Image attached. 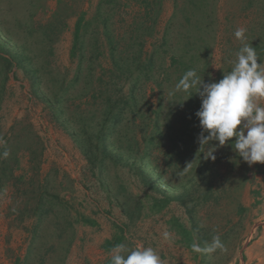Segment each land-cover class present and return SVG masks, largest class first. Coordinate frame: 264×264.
Here are the masks:
<instances>
[{"label":"rangeland","instance_id":"obj_1","mask_svg":"<svg viewBox=\"0 0 264 264\" xmlns=\"http://www.w3.org/2000/svg\"><path fill=\"white\" fill-rule=\"evenodd\" d=\"M99 2L0 0V35L31 56L34 66L43 65L45 78L37 87L47 91L55 88L51 81L57 77L69 81L76 76L81 58L79 53L72 54L74 28L83 18L86 49L81 75L93 79L91 94L104 87L121 88L124 94L128 84L117 86V79L115 85L111 83L113 70L101 21L109 16L108 32L118 43L117 56L134 59L142 51L140 58L146 60L154 53V79L141 82L137 96L146 104L143 112L151 116L159 104L162 106L160 120H166L168 133L177 138L173 142L166 139V150L174 152L176 142L185 157L194 142L193 134L200 135L199 121H190L186 107L189 94L177 87L184 69L171 66L170 58L180 54L174 48L188 39L194 42L196 63L188 55L183 62L193 65L205 83L218 82L216 76L229 72L230 61L241 47L234 32L245 28L249 44L264 34V0H204L205 12H191L185 0H161L156 24L146 21L143 29H136L142 22V10L132 0H116V7H104L101 17L96 18ZM202 16L206 21L199 24ZM97 52L100 55L93 59ZM4 77L1 72V143L6 140L10 167L15 169L0 191V264H105L114 248L107 246L116 242L130 249L152 247L164 264H264V164L245 163L237 169L232 166L235 151L231 161L225 155L210 178L217 199L199 203L193 196L188 202L193 206L192 220L184 206L176 201L163 202L162 196L145 186L129 167L112 163L103 171L91 167L69 135L73 127H63L51 117L46 104L33 93L24 70L13 63ZM81 86L76 84L74 92ZM93 103L92 99L87 103L75 100L66 105L68 113L74 115L78 108L81 112L93 109ZM223 150V146L216 147L213 155L222 156ZM161 151L159 147L154 154ZM203 153L207 155L206 150ZM15 157L17 165L13 164ZM191 162L190 158L189 163H176L175 158L164 171L166 181L182 185V189L183 184L193 183ZM39 197L53 208L33 233ZM165 231L168 240L163 236ZM186 232L193 243L203 239L201 247L219 235L227 251L194 253Z\"/></svg>","mask_w":264,"mask_h":264},{"label":"trees","instance_id":"obj_2","mask_svg":"<svg viewBox=\"0 0 264 264\" xmlns=\"http://www.w3.org/2000/svg\"><path fill=\"white\" fill-rule=\"evenodd\" d=\"M132 1L135 4H138L140 6L139 8L142 10V17L139 19V21L142 22H139L140 25L136 26V29H143L146 21H150L155 25L160 10L161 0ZM185 1L187 2V5L191 7V12H205L202 7L204 0ZM116 4V0H100L96 18L101 17L104 7L111 6V8H114L116 7ZM203 17L205 16H202L201 19ZM186 19L188 20L187 17ZM108 20L109 16L102 18L101 21L104 26V35L108 45V56L113 70L110 71L111 76H113L111 83L112 85H115L117 79V86L128 84L129 87L127 93L123 94L121 88H119V90H114L113 88L109 89L108 87H104V90H100L96 94H91L89 87L94 83L93 79H91L89 75H81L82 60L85 59L84 53L86 49L82 35L83 18L77 20L74 28L72 54L76 55L79 53L81 61L77 64V72L75 73L76 76L73 80L66 81L65 78L59 76L55 81H51V83L56 84L55 88L47 91L38 89L37 85H39L41 81L43 82L45 78L43 65L34 66L35 64L31 56L25 55L24 51L20 50L19 47L11 44L8 37H3L1 35L0 73L2 72V74H5L4 79H6L8 72L12 69L13 63H16L24 70L26 77L31 80V86L34 91L33 93L46 104L51 117L63 127H67V125L73 127L72 130H69V135L91 167L100 168V171L106 169L107 165L110 163L129 167L130 170L134 171L141 177V180L145 182V186L149 189L155 190L157 194L162 196L163 202H178L186 208V214H188V216L190 215L189 217L193 220V206L192 208L191 206L189 207L188 202L191 203L193 196L195 198L197 197L199 203H208L217 199L213 196L214 187L210 178L213 175L214 169L217 168V165H219L221 159L224 158L225 155H227L231 161L230 156L234 150L231 147V143H226L223 146L224 153L222 156L214 155V160L206 158L203 152L207 148L216 145L217 142L213 141L212 144L209 142L208 145L200 147L198 143L199 135L196 134H193L194 142L191 143L189 153L186 154L185 157L183 156V151L179 149L180 144L176 142L173 144L174 152L166 150V139L169 140V142H173L175 139L177 140V138L171 137L168 133L170 126L166 124V120L164 121L165 123L160 120L162 106L159 104L152 113L153 116H151L150 114L143 112V108H146V104H144L141 97L138 98L137 96V94H140V83L154 79V70L156 69L154 53L147 55L146 60L140 58L143 54L142 51H139L134 56V59H124L121 56H117L118 43L115 42L112 35L108 32ZM202 21L206 20L202 19L198 23L200 24ZM197 28L200 29L201 27L197 26ZM151 31L152 28H149L148 33ZM167 33L168 30H166L165 35H167ZM189 40L190 39L183 42L180 47L174 48V51L180 54L173 55L170 58L172 67L177 65L178 67L176 68L179 69L180 67L184 69L182 74L194 67L193 65H191L192 67L190 65H185L183 62L184 57L188 55L189 59L194 61L198 56L197 54H193L195 48L193 45L194 42H190ZM251 44H253L252 47L257 51L259 57L258 63H260L264 55V34L260 33L258 38L251 42ZM167 45L168 40H166V46ZM204 47H207V45ZM48 50L50 51V49ZM99 55L100 53L97 52L92 58L95 59ZM216 78L218 79L216 80L219 81L220 78H223V74L220 76L218 74ZM98 81L102 83V78L100 77ZM78 83L82 84V86L74 92L76 84ZM75 93L77 94L74 98L73 94ZM191 93L193 95L190 98L188 97L186 107L190 116V121L196 124L199 120L195 113L200 108V98L195 92ZM83 99L86 100V103L89 99H92L94 102V108L91 110L85 108L82 109V112L81 108H78L79 111L74 115H71L70 112L68 113V105H66V103L70 101V103L73 104L75 100L84 102L85 100ZM181 122L183 121L181 120ZM162 123H164L163 126H161ZM185 124L187 123L183 122V125ZM130 125H132L133 128H131ZM197 127L200 134L201 128L199 123H197ZM135 129L139 132L135 131ZM181 131H184L186 135L189 134L186 130ZM204 135H207V133H204ZM2 139L3 137L1 138L0 131V191L9 183V180L11 179L10 177L15 169L14 167H10L11 157L9 155L4 156V153L7 152L8 149L6 146V140L2 144ZM159 147L162 149L160 155L154 154V150H158ZM175 158L176 163L181 160H186L189 163L190 158L192 160L189 169L190 172L193 173L195 179L191 184H183L185 187L183 189L182 185H170L164 177L165 169L167 167L170 168ZM233 160V167L237 169L245 167L246 162L238 157L236 153L234 154ZM13 161V164L17 165L16 157ZM191 181L192 180H189L187 182ZM225 182L229 183L228 178H225ZM187 185L188 187H186ZM223 190L225 191V189ZM40 197L37 199L35 206L36 225L33 228V233L37 232V229L50 212V209L53 208V205L44 204ZM240 210L242 209L240 208ZM191 229H194V227ZM185 235L188 238L187 243L192 245L193 239L190 237L189 233L186 232ZM193 235L196 234L193 233ZM35 237L36 236H34V239ZM203 242V239L199 240L201 246L203 245ZM117 244L118 242L109 245L107 246V249H112ZM105 264H111V259Z\"/></svg>","mask_w":264,"mask_h":264},{"label":"clouds","instance_id":"obj_3","mask_svg":"<svg viewBox=\"0 0 264 264\" xmlns=\"http://www.w3.org/2000/svg\"><path fill=\"white\" fill-rule=\"evenodd\" d=\"M246 29L241 27L234 37L241 42L230 61L231 70L223 74L218 82L205 83L197 70L184 73L177 87L200 98V108L195 113L199 120L201 133L198 143L201 146L216 141L211 150L206 149V158L215 159L216 147L231 143L238 157L249 166L264 164V63H258V54L247 42ZM207 133V135H204ZM234 138V140H233ZM8 153L5 152L4 156ZM165 240L169 233H163ZM191 249L198 254H213L217 250L226 252L227 248L219 235L211 243L201 247L193 243ZM111 264H164L158 252L152 247L128 248L119 244L112 249Z\"/></svg>","mask_w":264,"mask_h":264},{"label":"bare ground","instance_id":"obj_4","mask_svg":"<svg viewBox=\"0 0 264 264\" xmlns=\"http://www.w3.org/2000/svg\"><path fill=\"white\" fill-rule=\"evenodd\" d=\"M236 40V39H235ZM238 42V41H237ZM235 43V42H234ZM263 200V199H262ZM259 247V246H258ZM261 247H262V244H261ZM253 251V250H252ZM252 253V252H251Z\"/></svg>","mask_w":264,"mask_h":264},{"label":"crops","instance_id":"obj_5","mask_svg":"<svg viewBox=\"0 0 264 264\" xmlns=\"http://www.w3.org/2000/svg\"><path fill=\"white\" fill-rule=\"evenodd\" d=\"M259 260H261V259H259Z\"/></svg>","mask_w":264,"mask_h":264}]
</instances>
